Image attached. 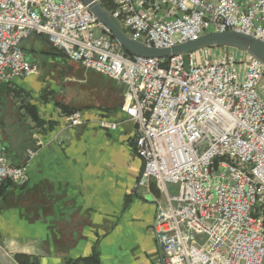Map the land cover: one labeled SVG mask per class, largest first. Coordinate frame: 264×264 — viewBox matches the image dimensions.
<instances>
[{"label": "built area", "instance_id": "1", "mask_svg": "<svg viewBox=\"0 0 264 264\" xmlns=\"http://www.w3.org/2000/svg\"><path fill=\"white\" fill-rule=\"evenodd\" d=\"M111 1L114 22L151 46L224 30L264 42V0ZM33 33L123 85L122 108L143 161L138 184L154 180L165 196L152 223L158 264H264V65L232 47L132 56L81 0H0V83L36 72L21 48ZM65 122L85 120L72 111ZM6 180L20 186L27 174L0 147V185ZM166 183H177L178 194Z\"/></svg>", "mask_w": 264, "mask_h": 264}, {"label": "crops", "instance_id": "2", "mask_svg": "<svg viewBox=\"0 0 264 264\" xmlns=\"http://www.w3.org/2000/svg\"><path fill=\"white\" fill-rule=\"evenodd\" d=\"M53 47L31 34L21 48L36 72L0 83V147L11 165L28 167L26 182L0 196V246L38 264L92 254L99 264H158L152 223L165 196L154 180L138 184L143 161L122 108L123 85ZM67 111L85 123L67 127ZM99 119L118 126L101 128Z\"/></svg>", "mask_w": 264, "mask_h": 264}, {"label": "water", "instance_id": "3", "mask_svg": "<svg viewBox=\"0 0 264 264\" xmlns=\"http://www.w3.org/2000/svg\"><path fill=\"white\" fill-rule=\"evenodd\" d=\"M89 11L106 27L111 38L132 56L169 58L201 47H232L246 52L264 65V42L255 36L235 30L209 31L197 38L175 44L171 47H155L130 37L112 19L111 11L99 0H81ZM26 174L28 167L25 166ZM0 264H18L0 246Z\"/></svg>", "mask_w": 264, "mask_h": 264}, {"label": "trees", "instance_id": "4", "mask_svg": "<svg viewBox=\"0 0 264 264\" xmlns=\"http://www.w3.org/2000/svg\"><path fill=\"white\" fill-rule=\"evenodd\" d=\"M101 3L107 7L109 10L113 9V3L111 0H101ZM37 34V33H35ZM55 50L61 52L63 55L64 52L61 51L60 49L53 47ZM66 57V56H65ZM67 58V57H66ZM27 111L30 113V115H32V109L31 106L28 104L27 106ZM72 111H67L66 113H70ZM15 186L11 181L6 180L4 182L1 183L0 185V196H2L4 194V191L6 189L7 186ZM18 264H38L37 260L35 259L34 256L29 255V254H25V253H15L12 257ZM65 264H99V260L97 255L92 254L90 256L84 257V258H79L73 261H68Z\"/></svg>", "mask_w": 264, "mask_h": 264}, {"label": "rangeland", "instance_id": "5", "mask_svg": "<svg viewBox=\"0 0 264 264\" xmlns=\"http://www.w3.org/2000/svg\"><path fill=\"white\" fill-rule=\"evenodd\" d=\"M212 28V27H211ZM212 30V29H211ZM29 55V54H28ZM185 59H186V56H185ZM185 67L187 68V64L185 63ZM18 79H20V78H18ZM29 80H31V79H29ZM29 80L28 79H26L25 81V83L26 84H28V82H29ZM46 95H50V93H47ZM55 95H57V94H55V93H51V97L54 99L55 98ZM57 96H59V95H57ZM21 186V185H20ZM166 188H167V190H168V192H169V194L170 195H176V194H178V190H179V185L177 184V183H166Z\"/></svg>", "mask_w": 264, "mask_h": 264}]
</instances>
